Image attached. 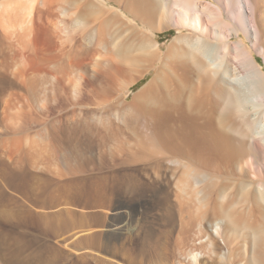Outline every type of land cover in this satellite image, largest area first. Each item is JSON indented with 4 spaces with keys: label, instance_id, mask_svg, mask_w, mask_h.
Here are the masks:
<instances>
[{
    "label": "bare ground",
    "instance_id": "bare-ground-1",
    "mask_svg": "<svg viewBox=\"0 0 264 264\" xmlns=\"http://www.w3.org/2000/svg\"><path fill=\"white\" fill-rule=\"evenodd\" d=\"M65 1L76 11V25L86 27L83 50L108 51L107 46L114 44L111 53L137 68L134 77L120 83V92L114 86L119 77L113 73L95 98L88 99L94 107L85 113L84 121L70 129L73 135L83 131L92 137L87 140L99 149L97 166L102 168L107 161L133 166L134 173L126 177L108 178L112 188L156 192L163 225L171 226L164 234L174 237L183 259L190 255L194 264L200 260L203 264H264V64L260 61V56L264 61V0ZM172 29L178 34L163 48L158 36ZM122 37L126 39L120 43ZM35 40L37 47L46 41L38 35ZM39 64L34 74L37 83L45 80L46 67ZM121 66L122 72L127 70ZM153 70L152 78L128 101L125 90L129 92ZM61 87L64 100L82 101L81 96L77 101L68 95L69 87ZM116 115L123 118V126L112 121ZM54 122L52 132L38 131L25 150L32 169L43 165L48 170L49 158L58 157L57 148L65 140ZM83 167L84 163L70 172ZM8 170L0 159V176L9 177L8 185L18 190L22 181L18 173L10 176ZM140 171L146 180H141ZM137 214L130 211V224ZM109 226L106 237H124V222L111 218ZM150 238L153 260L160 241ZM183 261L180 264H186Z\"/></svg>",
    "mask_w": 264,
    "mask_h": 264
},
{
    "label": "rangeland",
    "instance_id": "rangeland-1",
    "mask_svg": "<svg viewBox=\"0 0 264 264\" xmlns=\"http://www.w3.org/2000/svg\"><path fill=\"white\" fill-rule=\"evenodd\" d=\"M64 1L0 0V159L8 164V174L18 173L17 178L22 181V186L16 190L8 185L9 177L0 176V264H180L183 260L186 264H194L190 255L184 259L179 256L174 237L165 236L171 226L163 225L156 204V192L141 190L130 193L121 187L112 188L109 184L111 180L108 178H116L113 174L126 177L134 173L133 166L108 161L102 168L97 166L100 164L99 149L96 143L88 141L91 137L89 133L79 131L73 135L74 131H71L82 119L84 121L85 113L93 109L94 106L87 101L95 98L101 84L116 73L120 80L114 86L119 87L118 92L123 91L120 83L134 77L137 68L128 62L123 64L117 53H111L116 50L114 44L107 46H110L108 51L96 47L83 50L80 46L86 27L76 25V11L73 5ZM92 24H95L94 21ZM177 34L176 29L159 34L162 47ZM37 35L41 41L46 40L38 47L34 43L38 40H35ZM125 39L122 37L120 43ZM67 41H73L74 45L69 46ZM59 43L66 44L62 46ZM74 48H79L77 53ZM73 52L76 55L71 56ZM260 61L264 64L261 56ZM72 62L74 66H70ZM38 64L46 67L42 73L45 80L41 83L34 80ZM121 65L127 67L125 73ZM154 72L131 86L129 92L125 90L128 101L152 78ZM63 85L70 88L68 95H72L74 100L81 96L85 103L80 100L79 104L76 101L73 103V100L65 101ZM122 119L118 115L112 117V121L121 126L124 124ZM53 122V126L59 128L61 139L65 140L62 141L64 145L60 143L57 148L58 157L49 156L50 162L45 163L46 166L51 163L48 170L43 165L42 168L37 166L39 168L32 169L26 160L25 150L29 148L31 139L37 137L38 131L45 128L52 132ZM23 127L26 128L22 130ZM84 150L90 151L81 155ZM83 163L85 168L70 172L71 168H78ZM140 173L141 180H146L145 172ZM119 208L124 209L123 213ZM133 210L138 214L134 218L136 221L130 224V211ZM111 218L120 224L124 222L126 230L123 238L114 240L106 237ZM144 236L148 238L150 247V237L152 241L156 238L160 241L156 245L159 247L158 257L153 260L150 256L152 248L143 246ZM199 262L203 264L204 261Z\"/></svg>",
    "mask_w": 264,
    "mask_h": 264
}]
</instances>
